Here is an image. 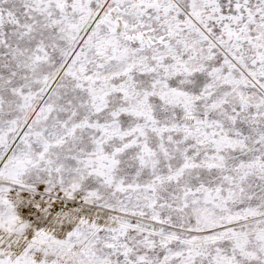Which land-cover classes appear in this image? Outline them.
<instances>
[{"label": "snow or ice", "instance_id": "obj_1", "mask_svg": "<svg viewBox=\"0 0 264 264\" xmlns=\"http://www.w3.org/2000/svg\"><path fill=\"white\" fill-rule=\"evenodd\" d=\"M0 264H264V0H0Z\"/></svg>", "mask_w": 264, "mask_h": 264}]
</instances>
